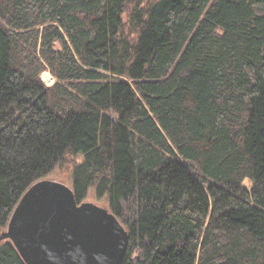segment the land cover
<instances>
[{
    "label": "trees",
    "instance_id": "trees-1",
    "mask_svg": "<svg viewBox=\"0 0 264 264\" xmlns=\"http://www.w3.org/2000/svg\"><path fill=\"white\" fill-rule=\"evenodd\" d=\"M66 157L122 264H264V0H0V232Z\"/></svg>",
    "mask_w": 264,
    "mask_h": 264
},
{
    "label": "water",
    "instance_id": "water-1",
    "mask_svg": "<svg viewBox=\"0 0 264 264\" xmlns=\"http://www.w3.org/2000/svg\"><path fill=\"white\" fill-rule=\"evenodd\" d=\"M4 240L25 264H122L129 233L107 208L78 204L71 187L44 178L13 209Z\"/></svg>",
    "mask_w": 264,
    "mask_h": 264
},
{
    "label": "rangeland",
    "instance_id": "rangeland-1",
    "mask_svg": "<svg viewBox=\"0 0 264 264\" xmlns=\"http://www.w3.org/2000/svg\"><path fill=\"white\" fill-rule=\"evenodd\" d=\"M48 73H42L40 76L42 78V80L45 81V83H49V79L50 77L47 75ZM73 158L71 157H66V160L61 163L60 166H57L55 168V170L49 175L47 176L45 179H50V180H53V181H58V182H61L63 183L64 185L66 186H69L70 187V180H71V171L73 169ZM252 185V182L251 180H246L244 181V183L242 184V188L243 189H250ZM84 202H89V203H94L100 207H102L104 204L106 205V203H104L105 201L102 200V201H96V198L94 197V195L92 194V192H90L88 194V196L86 197L85 201ZM104 207V206H103Z\"/></svg>",
    "mask_w": 264,
    "mask_h": 264
}]
</instances>
